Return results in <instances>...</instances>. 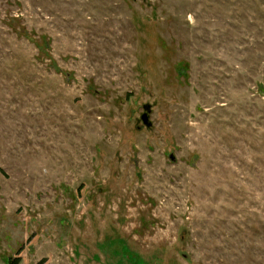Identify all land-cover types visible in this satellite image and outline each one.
<instances>
[{"label": "rangeland", "instance_id": "obj_1", "mask_svg": "<svg viewBox=\"0 0 264 264\" xmlns=\"http://www.w3.org/2000/svg\"><path fill=\"white\" fill-rule=\"evenodd\" d=\"M20 249L264 264V0H0V264Z\"/></svg>", "mask_w": 264, "mask_h": 264}, {"label": "water", "instance_id": "obj_2", "mask_svg": "<svg viewBox=\"0 0 264 264\" xmlns=\"http://www.w3.org/2000/svg\"><path fill=\"white\" fill-rule=\"evenodd\" d=\"M145 109H146V111L143 113L142 118H143V121H144L145 125H146L148 128H150V127L152 126V123H151V121H150V112H151V107H150V105H149V104H146V105H145ZM172 159H175V157L172 156Z\"/></svg>", "mask_w": 264, "mask_h": 264}, {"label": "trees", "instance_id": "obj_3", "mask_svg": "<svg viewBox=\"0 0 264 264\" xmlns=\"http://www.w3.org/2000/svg\"><path fill=\"white\" fill-rule=\"evenodd\" d=\"M21 252V249L18 251L17 256H11L8 260V264H20L21 262V256L19 255Z\"/></svg>", "mask_w": 264, "mask_h": 264}, {"label": "flooded vegetation", "instance_id": "obj_4", "mask_svg": "<svg viewBox=\"0 0 264 264\" xmlns=\"http://www.w3.org/2000/svg\"><path fill=\"white\" fill-rule=\"evenodd\" d=\"M146 104H149V103H146ZM146 104L143 105V110H144L143 113L146 111V109H145V105H146ZM149 105H150V104H149ZM150 107H151V105H150ZM151 108H152V107H151ZM143 113L141 114V117H140V118H141V123H142L145 127H147V126L145 125L144 121H143V118H142ZM137 128H141V126L138 125ZM147 128H148V127H147Z\"/></svg>", "mask_w": 264, "mask_h": 264}]
</instances>
